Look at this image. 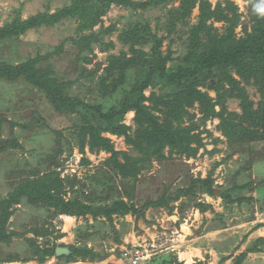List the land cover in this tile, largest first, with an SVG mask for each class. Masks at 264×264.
Masks as SVG:
<instances>
[{"label": "trees", "instance_id": "16d2710c", "mask_svg": "<svg viewBox=\"0 0 264 264\" xmlns=\"http://www.w3.org/2000/svg\"><path fill=\"white\" fill-rule=\"evenodd\" d=\"M169 1L68 0L53 12L40 11L27 19L22 18L21 10H16L12 21L0 26V46L11 44L15 48L20 37L31 29L54 27L64 20L76 24L75 33L66 38L69 48L64 40L45 54L28 56L20 63H15L11 57L0 61V82H22L25 84L22 91H28L29 87L39 91L49 102L50 109L70 116L73 122L62 130L53 129L58 136L57 148L40 155L37 166L31 167L26 162L20 168L14 164L9 170L12 175L17 172L18 176H9L12 189L0 200V245L12 241L14 232H8V225L23 201L38 211L46 207L50 210L55 208L69 215L90 214L95 219L105 216L112 222L114 218H126L127 215L139 219L141 210L143 215L144 210L152 206L168 208L170 202L183 196L193 200L201 212H214L211 203L199 201L197 196L201 193L213 196L215 188L220 187L214 177L220 161L213 164L206 177L196 176L187 187L171 194L167 190L159 199L148 200L142 207L135 201L134 194L139 175L155 161L164 163L176 157L190 160L197 156L200 148L207 150L202 132L214 137L205 124L215 117L220 118L217 128L230 147L238 146L242 150L247 146V150L256 151L257 146L264 142V0H245L249 21H245V13L233 0H219L215 4L210 0H179V5L173 7L167 5ZM113 6L131 12L123 27L104 26V17ZM196 8L199 11L198 20L192 23L190 19ZM151 9L165 10V21L158 22L156 27L139 12ZM218 22L223 24L222 27L216 26ZM98 25L99 30L96 28ZM239 27L241 32L238 34L236 29ZM114 32L119 33L122 51L109 55V64L101 74L97 70L92 72L83 64L93 61L96 47L107 52L116 46L114 41L104 39L106 34ZM174 35H179L186 44V51L178 64L171 50ZM168 39L171 46L164 50L163 44ZM57 61L73 66L75 73L71 78L61 74ZM169 63L176 65L169 66ZM211 78H218L217 85L210 83ZM200 86L217 91L216 101ZM249 86L257 89L260 95L258 102L250 98ZM149 88L151 93L148 95L146 90ZM232 98L239 101L240 112L229 111L227 102ZM196 102L202 117H197V112L190 110ZM216 105L220 106V110L216 109ZM13 107L19 109L17 103L8 98L0 101V127L4 123L10 124L12 134L6 140V147L0 148V153L8 148L23 147L15 137L14 123L1 113L16 111ZM131 111L135 112L134 126L124 123L126 114ZM43 120L42 117L41 122ZM201 125L205 129L200 130ZM23 127L30 130L27 123ZM64 130L76 137L81 152H85L88 146L90 152L105 151L110 154L101 167L100 174L104 178L100 179L96 174L90 176L93 186L100 185L104 188L103 192H107L105 198L91 193L86 198L80 192L86 184L82 186L77 177L68 176L71 174L63 176L58 169L59 159L65 151ZM105 133L125 137L131 150H118L115 142ZM213 141L215 146L223 142L219 136ZM72 150L73 146L70 147L71 154ZM216 151L218 149L213 148L209 153ZM81 162L90 164L87 157H83ZM248 168L251 167L243 168V171ZM111 172H118L120 178H130L129 190L117 194L113 186L117 177L110 175ZM249 187L254 189L251 182L221 187L220 197L225 204L249 202L254 197L233 196ZM258 187H261L259 182L255 185V188ZM68 192L72 197L66 198ZM111 194L117 196L112 204L107 202ZM259 208L263 210L262 204ZM262 226L263 223H259L254 229ZM30 231L40 237L57 234L56 238H59L62 235L52 224L44 228L32 227ZM29 242L33 256L41 263L56 254L57 244L54 242H47L43 247L32 239ZM71 250L70 255L63 257L70 260L79 256L93 261L105 255L86 242L71 246ZM263 251L264 236H259L246 251L235 257L233 252L221 256L217 264H243L250 252ZM207 258L192 264H209ZM230 258L233 260L227 263ZM152 261L149 263L153 264ZM169 262L187 264L176 260Z\"/></svg>", "mask_w": 264, "mask_h": 264}, {"label": "rangeland", "instance_id": "374dc122", "mask_svg": "<svg viewBox=\"0 0 264 264\" xmlns=\"http://www.w3.org/2000/svg\"><path fill=\"white\" fill-rule=\"evenodd\" d=\"M215 4L219 0H210ZM235 1L241 11L245 13V21H249L247 6L245 0ZM68 0H0V26L9 23L16 16V10H21L23 19L34 15L40 11L50 10L55 11L62 7ZM169 7L178 6L179 0H170ZM141 12L153 27L157 26L158 22L165 21L164 9H151ZM199 11L196 8L192 14L190 21L196 23ZM131 12L123 7L113 6L107 16L104 17V26L110 27L116 25L123 27V24L129 19ZM222 23H216V26L222 27ZM76 24L74 22L64 20L56 24L54 27H42L39 29H31L20 37L15 48L11 44L0 46V61L11 57L15 63H20L28 56H36L38 53L45 54L51 50L53 46L59 45L65 40L67 48L70 47L69 41L66 40L70 35L75 33ZM97 30L100 26H96ZM238 34L241 32V27L236 29ZM118 32L110 35L106 34V41H114L116 46L113 49L105 52L100 47L95 48V56L91 63H84L92 72L97 70L99 74L109 64V55L119 54L123 46L118 40ZM161 34V33H160ZM174 43L171 47L175 62H180L181 55L186 51V44L179 35L172 37ZM170 39L163 44V49L170 48ZM169 63L168 65H176ZM100 65V67H99ZM57 69L71 78L75 73L73 66L67 63L57 61ZM218 78H211L210 83L217 85ZM24 84V83H23ZM22 82H0V101L8 98V100L17 103L18 110L10 111L11 113L1 112L4 118L14 123L15 137L23 147L8 148L0 153V200L5 197L12 188H10L8 179L9 176H18L17 172L13 175L9 170L16 164L20 168L23 163H30L29 166L35 167L39 163V156L53 152L58 145V136L54 130L63 129L66 125H72L70 116L61 115L50 109L49 102L44 99L39 91L29 87L28 91H22ZM200 89L207 91L208 94L215 98L217 91L208 87L200 86ZM78 91V89H77ZM161 91V90H159ZM158 91V93H160ZM249 96L253 101L258 102L260 95L255 87H248ZM151 93V88L146 90V94ZM21 103V104H20ZM15 106V105H14ZM229 111H241L239 101L229 99L227 102ZM216 109L220 110V106L216 105ZM192 112H197V117H202L199 103H195V107L190 108ZM2 111V109H0ZM34 114V115H33ZM135 112L131 111L126 114L124 123L134 126ZM37 118L34 128L28 130L23 127L24 123H29L33 118ZM44 118L41 122V118ZM220 123V118L215 117L209 119L205 124V128L209 129L214 137L219 136L223 142L217 146L214 144V137L202 132L206 149L200 148L195 158L176 157L169 162L160 163L155 161L150 168L146 169L139 175V180L136 183L135 201L139 206H143L148 200L159 199L167 190L170 194L182 187H187L191 183V179L196 176L206 177L211 170L213 164L220 161L221 165L214 173L217 183L220 187L215 188L213 196L207 194H198L199 201L211 203L214 206V212L211 210L205 213L196 208V204L189 197L183 196L178 201L170 202V206L157 207L152 206L146 210H141L139 219L136 216L127 215L126 218H114V221L108 220L105 216L94 218L92 215H69L61 213L57 209L43 208V211H38L35 207L28 203H21L17 206L15 214L12 216L8 225V232H14L10 243H2L0 245V264H131L128 258L123 255V247L129 248L137 245L149 255L147 261L141 264H158L167 260L166 264H171L169 261H184L187 264H192L197 260L205 261L207 257L209 264H217L221 256L229 255L233 252V257L242 252L254 243V240L259 236H264V142L257 146L256 151H249L246 147L238 148V146L230 147L224 141L226 137L222 135L217 128ZM10 124L4 123L0 127V148L4 149L7 145V139L11 137L9 130ZM204 125L199 127L200 130L205 129ZM198 131V130H197ZM65 138L64 153L59 159L58 169H61L62 175L67 174L70 178L75 176L80 180V192L84 193L87 198L91 195H99L105 198L107 192H103L102 186L92 185L91 175H98L100 179L104 176L100 174L103 161L110 156L109 153L101 151L99 153L90 152L88 146L85 152H81L78 146V140L75 136H71L68 131L64 130ZM112 141L118 150H131L127 144L125 137H118L110 133H105ZM73 146L72 154L70 147ZM213 148H217L213 154H210ZM244 150V151H243ZM83 157H87L90 164L81 162ZM15 165V166H16ZM250 166L251 168L243 171V168ZM118 172L110 175L116 176L113 186L117 194H121L129 190L128 184L130 178L117 176ZM68 178V177H67ZM251 182L254 186L246 188L234 194V197L247 196L254 197L251 201L243 203H224L221 194L222 188H229L235 184ZM261 187L255 188L257 183ZM78 183V185H80ZM13 186V185H12ZM117 186V187H116ZM85 188V189H84ZM199 192V191H198ZM72 197L68 192L66 198ZM117 197L111 194L108 203H113ZM124 197V194L123 196ZM127 199V198H126ZM102 203H105L104 201ZM99 204V203H98ZM262 204L263 210H260L259 205ZM174 207V208H172ZM177 216V220L173 219ZM263 223L262 227L254 229L256 225ZM50 224L56 226V229L62 234L56 238L57 234L49 237L36 236L32 227L40 226L42 228L49 227ZM86 238V239H85ZM29 239L34 240L38 245L54 242L58 246H79L86 242L89 247H93L100 254H105L99 259L89 260L79 256L72 259L64 258L61 255L48 257L43 263L39 262L32 252ZM72 251V250H71ZM70 255V254H69ZM156 261H155V260ZM233 258L227 260L231 263ZM243 264H264L263 252H250Z\"/></svg>", "mask_w": 264, "mask_h": 264}, {"label": "built area", "instance_id": "2783aa9c", "mask_svg": "<svg viewBox=\"0 0 264 264\" xmlns=\"http://www.w3.org/2000/svg\"><path fill=\"white\" fill-rule=\"evenodd\" d=\"M123 255L128 258L131 264H141L149 258V255L145 254L141 247H138L137 245H134L132 248L124 246Z\"/></svg>", "mask_w": 264, "mask_h": 264}, {"label": "water", "instance_id": "95a60500", "mask_svg": "<svg viewBox=\"0 0 264 264\" xmlns=\"http://www.w3.org/2000/svg\"><path fill=\"white\" fill-rule=\"evenodd\" d=\"M38 121L37 118H33L29 123H28V126H29V129L32 130L36 124V122ZM173 219L174 220H177V216H173ZM71 253V249L67 246H58L56 248V255L58 256H61V255H69Z\"/></svg>", "mask_w": 264, "mask_h": 264}, {"label": "flooded vegetation", "instance_id": "af4514ba", "mask_svg": "<svg viewBox=\"0 0 264 264\" xmlns=\"http://www.w3.org/2000/svg\"><path fill=\"white\" fill-rule=\"evenodd\" d=\"M70 248V247H69ZM71 254V253H70ZM118 264H123V263H118Z\"/></svg>", "mask_w": 264, "mask_h": 264}]
</instances>
